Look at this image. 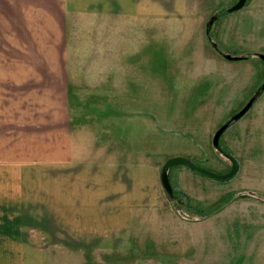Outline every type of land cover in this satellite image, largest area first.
<instances>
[{
  "label": "crops",
  "instance_id": "crops-1",
  "mask_svg": "<svg viewBox=\"0 0 264 264\" xmlns=\"http://www.w3.org/2000/svg\"><path fill=\"white\" fill-rule=\"evenodd\" d=\"M184 1L0 0V244H17L4 258L60 257L79 243L133 249L137 213L158 203L154 123L143 125L154 113L156 18L169 16L157 7ZM259 98L239 168L252 235L264 227ZM125 117L136 119L131 147Z\"/></svg>",
  "mask_w": 264,
  "mask_h": 264
},
{
  "label": "rangeland",
  "instance_id": "rangeland-1",
  "mask_svg": "<svg viewBox=\"0 0 264 264\" xmlns=\"http://www.w3.org/2000/svg\"><path fill=\"white\" fill-rule=\"evenodd\" d=\"M237 2L185 0L162 2V8L157 7V14L162 9L169 16L156 18L150 67L155 76L154 113L150 111L143 125L148 131L154 123L150 149L154 143L158 203L155 211L137 213L133 249H120L126 248V243L106 244L107 252L99 253L92 248L94 244L79 243L75 250L82 252L14 259L3 255L17 244H0V264H264V227L258 225L252 235L245 225V203L250 201L242 194L246 191L242 172L218 180L184 164L175 165L169 175L179 194L177 200L169 198L160 179L166 161L176 156L218 174L229 172L231 162L214 148L213 136L258 96L253 107L231 124L220 140L222 149L242 167L248 152L247 134L258 119L264 84V61L260 59L264 55V9L258 1L247 0L241 10L223 12ZM218 13L219 19L208 31L209 20ZM224 55L250 58L232 61ZM128 106L131 104L125 100L126 111ZM133 121L136 119L124 118V144L129 147ZM125 152H129L126 147ZM202 215L206 218L198 217Z\"/></svg>",
  "mask_w": 264,
  "mask_h": 264
},
{
  "label": "water",
  "instance_id": "water-1",
  "mask_svg": "<svg viewBox=\"0 0 264 264\" xmlns=\"http://www.w3.org/2000/svg\"><path fill=\"white\" fill-rule=\"evenodd\" d=\"M246 3H247V0H238V2L236 4L229 7L226 11H227V13H233L235 11H239L246 5ZM216 19H218L217 15L213 16L209 20V22L207 24V30L208 31L211 30V27H212V25ZM224 58H226L227 60H232V61L246 59L244 57L231 56V55H224ZM260 59L264 61V55H260ZM261 91H264V84L261 87ZM257 97L258 96H254L238 113H236L225 124H223L216 131V133L213 136L212 144H213L214 148L216 150H218L220 153H222L231 162L230 171L225 173V174H218V173L212 172L206 168L198 166L196 163H194L189 158L178 157V156L172 157L166 161V163L162 167L161 175H160L162 186L165 189V191L168 193L169 196L172 197L173 193H174L173 186L171 184V180H170V176H169V170L175 165L184 164L196 172H199L203 175H206V176H209L211 178L218 179V180L230 179V178L234 177L239 172L240 165H239L238 160L235 157H233V156H231L228 153L223 151V149L220 145V140H221V137L224 134V132L229 128V126L231 124L240 120L243 116L246 115V113L254 105L255 101L257 100Z\"/></svg>",
  "mask_w": 264,
  "mask_h": 264
},
{
  "label": "trees",
  "instance_id": "trees-1",
  "mask_svg": "<svg viewBox=\"0 0 264 264\" xmlns=\"http://www.w3.org/2000/svg\"><path fill=\"white\" fill-rule=\"evenodd\" d=\"M224 13H227V11H226V9L223 11ZM251 56V55H250ZM244 58H246V59H249L250 57H244ZM224 152H226L225 150H223ZM169 173H170V170H169ZM170 176V175H169ZM171 180V179H170ZM172 184V183H171ZM173 186V185H172ZM173 190H174V193H173V196L171 197V196H169V198L172 200H177L178 199V197H179V194H176V192H175V189H174V187H173ZM240 194H238V196H239ZM185 198H187V199H190L188 196H185ZM181 205V204H180ZM198 217H200V218H206V215L205 216H198Z\"/></svg>",
  "mask_w": 264,
  "mask_h": 264
},
{
  "label": "flooded vegetation",
  "instance_id": "flooded-vegetation-1",
  "mask_svg": "<svg viewBox=\"0 0 264 264\" xmlns=\"http://www.w3.org/2000/svg\"><path fill=\"white\" fill-rule=\"evenodd\" d=\"M221 13H218L217 16H218V19H219V16H220Z\"/></svg>",
  "mask_w": 264,
  "mask_h": 264
}]
</instances>
